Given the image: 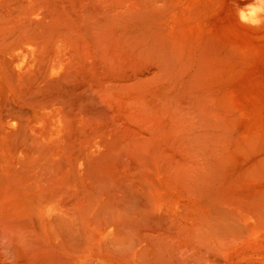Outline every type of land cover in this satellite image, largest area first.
<instances>
[{
	"label": "bare ground",
	"instance_id": "6f19581e",
	"mask_svg": "<svg viewBox=\"0 0 264 264\" xmlns=\"http://www.w3.org/2000/svg\"><path fill=\"white\" fill-rule=\"evenodd\" d=\"M226 1L0 0V264H264V167L230 156L264 0Z\"/></svg>",
	"mask_w": 264,
	"mask_h": 264
},
{
	"label": "rangeland",
	"instance_id": "374dc122",
	"mask_svg": "<svg viewBox=\"0 0 264 264\" xmlns=\"http://www.w3.org/2000/svg\"><path fill=\"white\" fill-rule=\"evenodd\" d=\"M244 0H227L226 1V5H227V7H232V6H234V5H236V4H239V2H243ZM230 4H229V3ZM247 88V89H246ZM242 93V94H241ZM258 94H260L257 90H251V89H249L248 87H246V86H244V85H242V87H241V90H240V95L241 96H243V97H249V96H252V95H256L258 98H259V95ZM257 104V101H254L252 104H249V109H250V113L252 112V114H250V117L251 118H254V117H256V114H257V107L255 106ZM257 109H256V108ZM252 109V110H251ZM253 110H254V112H253ZM256 110V111H255ZM253 115V116H252ZM249 118V117H248ZM249 120H251L250 118H249ZM264 126V125H263ZM264 127L262 128V129H259V130H254V131H250L247 135H249L248 137H247V135H245L244 137H240V138H238V140H239V142H241V143H238V142H233L232 144H231V148H230V151L231 150H233L234 151V149L236 148L237 149V147H238V149L236 150L235 149V152H233V151H231V155L230 156H232V155H235V156H232V158H244L245 157V155H248L249 153V155L247 156V157H245V159H247V158H249V160L247 159L246 160V162L247 161H249V162H247L246 164L248 165V163H249V165H251L250 167H252L255 163L256 164H258V165H256V169L254 170L253 168H252V170L253 171H249L250 169H248V171L249 172H253V173H255L256 172V170L258 169V167H259V165H260V167L262 166V168L264 167L263 166V164H264ZM260 132H262V133H260ZM254 135V136H253ZM260 136V137H259ZM250 138H252V140H254V142L252 143V140L250 139ZM254 138V139H253ZM242 139H245V140H248V142L247 141H245V142H247V143H244V141L242 140ZM237 140V139H236ZM237 140V141H238ZM263 140V141H262ZM243 141V142H242ZM249 141H251V142H249ZM262 142V143H261ZM235 143H237L238 144V146H237V144L236 145H234ZM244 143V144H243ZM258 143V144H257ZM249 144V145H248ZM245 145H247V146H245ZM257 145H258V147H257ZM260 145V146H259ZM263 145V146H262ZM232 146H234V147H232ZM236 146V147H235ZM240 146H242V148L240 147ZM250 147L253 149V151L252 152H250L252 149H250ZM254 147H255V149H254ZM262 147V148H261ZM240 148L243 150V151H247L248 150V152L249 153H245V152H242V150H240ZM246 148H248V149H246ZM241 151L240 153H244V154H241V155H239L240 153H238V154H236L237 153V151ZM260 150H263V151H260ZM238 151V152H239ZM255 151V152H254ZM253 154V155H252ZM244 155V156H243ZM259 155V157L257 158V156ZM261 155V156H260ZM252 156V157H251ZM223 157H225V156H223ZM256 158V160H258L257 162H255L254 161V159ZM226 158V157H225ZM229 158V157H228ZM252 160H251V159ZM254 158V159H253ZM259 158H262V160H260V162H262L263 161V163H260L259 162ZM245 159H243V160H245ZM252 161H254V162H252ZM253 163V165L252 164H250V163ZM245 164V163H244ZM245 164V166L246 167H248L247 165ZM258 166V167H257ZM255 168V167H254ZM261 168H259V170H260ZM263 171H264V169H262ZM259 172H261V170L259 171ZM252 173V175L254 176V174ZM258 174V175H257ZM263 174V175H262ZM264 176V172L263 173H261V175L259 174V173H256L255 174V176Z\"/></svg>",
	"mask_w": 264,
	"mask_h": 264
}]
</instances>
